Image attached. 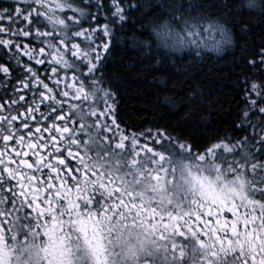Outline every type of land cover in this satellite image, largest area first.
Segmentation results:
<instances>
[{
	"label": "snow or ice",
	"instance_id": "obj_1",
	"mask_svg": "<svg viewBox=\"0 0 264 264\" xmlns=\"http://www.w3.org/2000/svg\"><path fill=\"white\" fill-rule=\"evenodd\" d=\"M110 4L115 19L87 27L83 9L69 0L0 6V34L7 36H0V50H14L17 64L26 55L42 66L25 62L26 75L9 87L11 65L0 63V264H127L129 254L139 259L142 237L164 242L173 264H264V161L252 151L264 152V129L255 141L222 140L203 153L178 143L182 155L169 151L163 131L145 137L153 146L141 143L144 133L126 134L113 95L101 87L111 26L126 19L122 0ZM94 7L105 5L96 0ZM65 10L80 18L57 14ZM174 19L175 26L165 21L153 29L173 51L213 50L221 42L216 33L225 37L217 22L198 14ZM58 66L75 74L71 83ZM251 90L264 99L257 83ZM251 103L264 113V104ZM181 185L191 199L173 198L170 189Z\"/></svg>",
	"mask_w": 264,
	"mask_h": 264
},
{
	"label": "trees",
	"instance_id": "obj_2",
	"mask_svg": "<svg viewBox=\"0 0 264 264\" xmlns=\"http://www.w3.org/2000/svg\"><path fill=\"white\" fill-rule=\"evenodd\" d=\"M11 2L0 0V6ZM69 2L83 9L84 27L115 19L108 10L110 0H102L103 11L94 7L96 0ZM122 3L126 19L111 26L112 44L100 62V76L101 87L115 99V118L125 133L148 135L149 129L152 133L163 131L171 142L187 144L200 153L222 140L236 143L248 137L255 141L262 134L264 113L254 109L251 102L256 100L258 108L264 99L251 90V83H257L264 93V66L260 63L264 50V0H254L252 8L247 6L248 0H122ZM189 13L215 21L223 28V39L216 33V39L221 41L218 48L208 50L202 45L197 49L190 45L173 51L157 39L154 28L165 21L175 26L174 17ZM57 14L80 18L79 13L69 10ZM92 16L97 19H89ZM9 24L5 20L2 26L7 28ZM0 36L7 38L6 34ZM30 39L23 38L25 43ZM205 43L211 46L214 41L208 39ZM13 55L14 50H0V63L11 65L13 79L9 87L17 83L15 77L26 75L25 62L34 65L26 55H21L17 64ZM58 71L67 81L75 75L59 66ZM40 75L52 73L43 71ZM47 82L52 85L51 80ZM3 94L4 87L0 86V95ZM240 147L243 149L244 145ZM252 151L264 161V152Z\"/></svg>",
	"mask_w": 264,
	"mask_h": 264
},
{
	"label": "clouds",
	"instance_id": "obj_3",
	"mask_svg": "<svg viewBox=\"0 0 264 264\" xmlns=\"http://www.w3.org/2000/svg\"><path fill=\"white\" fill-rule=\"evenodd\" d=\"M170 191L175 194L173 197L174 199H176V197H180L182 199L185 195H188L189 199H191L189 187L186 185H181L179 188L170 189ZM142 239L144 240L143 249H141L139 243L136 244V251L139 259L132 258L131 254H129V257L126 258L127 264H143V259L145 257H147L151 261V264H173L170 252L166 253L165 251V248L163 246L164 242L153 244L151 243L150 239H146L143 237ZM185 264H188L187 260L185 261Z\"/></svg>",
	"mask_w": 264,
	"mask_h": 264
},
{
	"label": "rangeland",
	"instance_id": "obj_4",
	"mask_svg": "<svg viewBox=\"0 0 264 264\" xmlns=\"http://www.w3.org/2000/svg\"><path fill=\"white\" fill-rule=\"evenodd\" d=\"M67 80V79H66ZM67 82H69V83H71L72 82V78H68V81ZM61 87L63 88L64 87V84L63 83H61ZM69 91H71L70 89H69ZM127 134V133H126ZM153 134H155V133H152L151 132V134H148V135H144V136H140V141H141V143H144V144H146V145H148V146H153L152 145V141L150 140V139H146L145 137L146 136H149V135H153ZM166 145L168 144V143H171V148H169V151H175V152H177V153H179V154H181L182 155V153H180V150L178 149V147H176V143L175 142H171V141H166V142H164ZM154 150H163V149H161L160 148V146L159 145H156L155 147H154ZM167 154V153H166Z\"/></svg>",
	"mask_w": 264,
	"mask_h": 264
},
{
	"label": "flooded vegetation",
	"instance_id": "obj_5",
	"mask_svg": "<svg viewBox=\"0 0 264 264\" xmlns=\"http://www.w3.org/2000/svg\"><path fill=\"white\" fill-rule=\"evenodd\" d=\"M2 115H7L6 113H2ZM26 150V149H25ZM71 159V158H70ZM73 164H75V161H73ZM11 167L13 168V169H15L16 167H17V165L15 164V163H13L12 165H11ZM29 198L31 197V193H29Z\"/></svg>",
	"mask_w": 264,
	"mask_h": 264
}]
</instances>
